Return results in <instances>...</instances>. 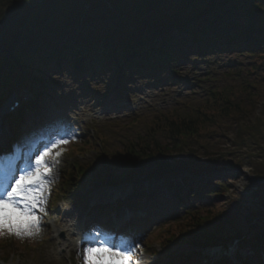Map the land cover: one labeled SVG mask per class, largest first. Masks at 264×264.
<instances>
[{
  "label": "trees",
  "instance_id": "16d2710c",
  "mask_svg": "<svg viewBox=\"0 0 264 264\" xmlns=\"http://www.w3.org/2000/svg\"><path fill=\"white\" fill-rule=\"evenodd\" d=\"M231 52L251 58L250 75L254 70L264 72V65L254 59H264V0H0V104L8 87L22 82L37 88L34 103L25 105L24 110L34 108L48 91L46 69L56 72L68 65L80 75L111 72L118 81L131 73L148 76L161 72L175 76L174 64L182 58H186V64L188 59ZM257 83L251 79L242 85L247 99L260 98ZM209 102L205 110L199 107L185 116L172 113L152 121L147 132L153 134L159 129L165 134L164 143L154 137L129 139L121 147L107 151L103 145L93 148L91 141L70 142L71 149H93L95 154L90 160L72 159L51 189L55 191L56 186L61 196L84 204L79 194L83 182L158 181L183 172L195 176L196 172L209 169L211 158L199 161L192 143L208 126H216L219 117L232 119L237 133L248 132L251 145L256 150L260 148L261 155L264 153L255 137L261 134L258 118L252 124L240 126L242 108L222 90L212 91L205 104ZM68 144L61 147L67 148ZM251 162L253 168L249 173L254 183L264 185V162ZM196 163L200 166L194 169ZM237 164L230 162L232 167ZM194 182L182 176L179 181L158 183L150 189L135 191L124 204L151 202L162 189L180 203L198 192L199 185ZM257 200L264 205L262 195ZM246 212L249 222L254 215ZM234 220V212L214 206L187 213L181 221L160 228L164 233L157 235V260L168 257L176 244L218 243L217 234L233 226ZM251 229L255 232L252 225ZM260 238L264 239V235ZM13 243V237L0 238L3 250H10ZM75 261L83 264L81 259Z\"/></svg>",
  "mask_w": 264,
  "mask_h": 264
},
{
  "label": "rangeland",
  "instance_id": "374dc122",
  "mask_svg": "<svg viewBox=\"0 0 264 264\" xmlns=\"http://www.w3.org/2000/svg\"><path fill=\"white\" fill-rule=\"evenodd\" d=\"M184 59L186 58L174 64L175 76L161 72L148 76L131 73L128 78L119 81L111 72L80 75L68 65L56 72L46 69L45 76L49 77L48 91L40 98L36 108L23 113L15 132L24 130L28 138L40 131L49 132L53 128H59V134H65L63 138L73 140L71 137L74 134L75 144L91 141L93 148H101L103 145L107 151L121 147L129 139L146 140L154 137L164 143L165 134L159 129L153 134L147 132L152 121L163 119L172 113L185 116L187 112L194 113L199 107L205 110L210 106L211 102L205 104V101L210 99L211 92L222 90L226 96H230L231 102H239L242 108L239 112L240 126L252 124L255 118L261 121V134L255 137L261 145L259 147L264 148V72L254 70L250 75L248 63L251 58L232 52L206 56L203 59H188L185 60L186 64H183ZM254 59L258 64L264 65V59ZM233 65L240 66L233 70ZM251 79L258 81V100L247 99L242 91V85ZM24 89L29 94L34 92L22 82H14L8 87L0 108L1 114L10 98L22 95ZM219 118L216 126L208 124L209 129L206 128L192 143L194 155L199 161L211 158L209 169L195 171V176L183 172L184 179L192 178L199 185L196 194H190L178 203L162 189L151 202L141 201L126 206L119 204L113 215L109 213L110 208L115 205L109 206L106 216L110 220L111 216L120 220L119 223L135 220L132 228L137 232L138 238L135 242H130L136 245L133 260L139 261V264H214L216 261L218 264H234V260L238 264H264V239L260 238L264 235V205L257 201L258 196L264 197V185L255 184L249 173L253 168L251 161L264 162V153L261 155L260 148L256 150L251 145L252 142L247 139L248 132L237 133V125L232 119ZM13 121V116L1 115L0 123H7L9 128ZM70 144L72 143L68 146ZM70 147L63 152L53 168L54 180L58 174V180L62 177L72 159L90 160L95 154L93 149L80 152ZM99 151L100 149L98 153ZM232 161L238 162L237 166L232 167ZM199 166L196 163L193 168ZM172 180L176 181L173 177L164 178L160 182L135 181L137 191H142L156 183L166 184ZM121 187L125 192L132 189L131 184ZM97 190L98 187L96 190L86 188L80 193L87 202L93 203L105 193ZM57 191L59 189L55 186V191L50 193L51 205L49 209L46 208V214H42L39 235L25 239L13 237L14 243L10 250H3L0 245V264L76 263V231L66 234L65 229L76 221L82 225L85 209ZM124 195L127 194L120 195L122 201H125ZM213 206L221 211L231 210L235 216L233 226H228L217 234L220 240L213 248L205 244H194L200 246L199 249L176 245L171 248L168 258L162 262L156 259L155 254L160 249L157 235L164 233L160 228L165 229V225L171 226L172 222L181 221L187 213ZM246 211H251L254 215L249 222L245 219L249 218ZM85 220L88 221L87 218ZM88 228L93 230L92 226ZM194 251H198L196 253L202 260L193 257Z\"/></svg>",
  "mask_w": 264,
  "mask_h": 264
},
{
  "label": "snow or ice",
  "instance_id": "6c2138e0",
  "mask_svg": "<svg viewBox=\"0 0 264 264\" xmlns=\"http://www.w3.org/2000/svg\"><path fill=\"white\" fill-rule=\"evenodd\" d=\"M74 138L73 134L71 139ZM69 142V138L63 137L50 142L28 158L27 167L0 156V238L39 235L54 182L53 168L63 155L61 146ZM80 243L84 247L82 252L77 247V258L82 256L83 264H139L133 260L135 243L121 247L110 243L100 232L85 234Z\"/></svg>",
  "mask_w": 264,
  "mask_h": 264
},
{
  "label": "bare ground",
  "instance_id": "6f19581e",
  "mask_svg": "<svg viewBox=\"0 0 264 264\" xmlns=\"http://www.w3.org/2000/svg\"><path fill=\"white\" fill-rule=\"evenodd\" d=\"M254 182V181H253ZM258 199V198H257ZM258 201V200H257ZM110 215V214H109ZM64 216H65V214H64ZM71 227L70 228H66L65 229V233L66 234H69V233H71L72 232V227L74 228V226H73V224L72 225H70ZM253 229H254V227H253ZM78 239H79V237H77L75 240H74V244L76 245L77 243L76 242H78ZM183 245H188V246H190L189 244H183Z\"/></svg>",
  "mask_w": 264,
  "mask_h": 264
}]
</instances>
